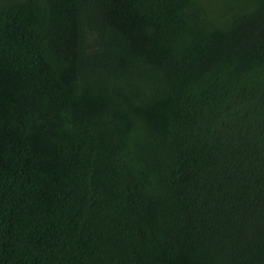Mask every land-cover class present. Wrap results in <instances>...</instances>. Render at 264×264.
<instances>
[{
	"label": "trees",
	"instance_id": "1",
	"mask_svg": "<svg viewBox=\"0 0 264 264\" xmlns=\"http://www.w3.org/2000/svg\"><path fill=\"white\" fill-rule=\"evenodd\" d=\"M0 264H264V0H0Z\"/></svg>",
	"mask_w": 264,
	"mask_h": 264
}]
</instances>
